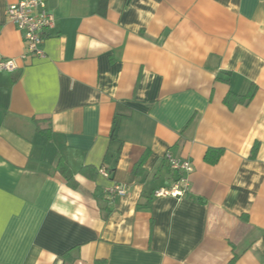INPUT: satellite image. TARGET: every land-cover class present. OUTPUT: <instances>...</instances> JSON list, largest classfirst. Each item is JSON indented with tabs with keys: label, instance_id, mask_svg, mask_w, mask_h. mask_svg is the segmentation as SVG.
Returning <instances> with one entry per match:
<instances>
[{
	"label": "crops",
	"instance_id": "obj_1",
	"mask_svg": "<svg viewBox=\"0 0 264 264\" xmlns=\"http://www.w3.org/2000/svg\"><path fill=\"white\" fill-rule=\"evenodd\" d=\"M17 1L0 264H264V0H46L45 58L25 60ZM166 154L193 167L180 198L154 195L179 176Z\"/></svg>",
	"mask_w": 264,
	"mask_h": 264
},
{
	"label": "built area",
	"instance_id": "obj_2",
	"mask_svg": "<svg viewBox=\"0 0 264 264\" xmlns=\"http://www.w3.org/2000/svg\"><path fill=\"white\" fill-rule=\"evenodd\" d=\"M46 2V0H18L6 7V18L18 31L24 45V53L19 57L21 60L27 57L45 58L43 43L55 24V19ZM16 69H18L16 60H0V72L11 73ZM164 158L170 170L177 172L179 176L170 187L160 188L154 192V195L155 197L180 198L189 190V175L193 167L187 159L172 157L170 154H166ZM100 173L105 177L109 176V173L105 171ZM126 194V188L118 184L106 190L108 200L124 197Z\"/></svg>",
	"mask_w": 264,
	"mask_h": 264
},
{
	"label": "trees",
	"instance_id": "obj_3",
	"mask_svg": "<svg viewBox=\"0 0 264 264\" xmlns=\"http://www.w3.org/2000/svg\"><path fill=\"white\" fill-rule=\"evenodd\" d=\"M99 8L102 9L103 5L100 4ZM240 100L242 101L243 99L240 98ZM257 149H258V145L256 144V145H254V147L252 148V151L250 153L251 158H254V156L256 155L255 153L257 152ZM212 154H214V155L211 158L210 155H212ZM220 154H222V150L210 149L207 151V153L205 155V159H206V161H208L210 163H216L218 161V159L220 158ZM144 160H145L144 157L141 158V160L137 163L136 167L139 168L141 166V164L144 162ZM70 185H71V183H70ZM235 259H236V257H234L232 260H230L229 264H233Z\"/></svg>",
	"mask_w": 264,
	"mask_h": 264
}]
</instances>
